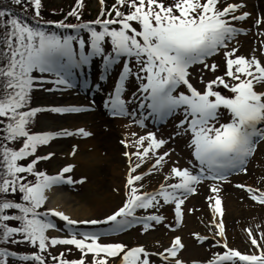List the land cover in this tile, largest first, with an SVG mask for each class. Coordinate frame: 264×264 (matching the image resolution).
<instances>
[{"label":"snow or ice","instance_id":"1","mask_svg":"<svg viewBox=\"0 0 264 264\" xmlns=\"http://www.w3.org/2000/svg\"><path fill=\"white\" fill-rule=\"evenodd\" d=\"M103 2L104 0H101V3ZM14 3L21 4L22 0H14ZM30 3L34 6L35 14L39 16L41 0H30ZM218 3L219 0H205L203 3L201 0H175L173 4L166 6L162 0H117V6L113 7L116 18L94 21L95 24L102 25V30H97L90 24L59 23L61 28H86L90 32L91 51L85 50L86 41L80 38L78 56L73 48V41L77 40V37L61 38L55 33L49 34L21 22L15 16L4 20L8 13L0 11V28L4 29L0 34V117L7 119L4 141H17L23 138L19 150L0 142V194L19 192L23 201L13 202L0 198V241L16 244L26 242L38 246L40 253H44L50 245H74L81 251L82 256L93 254L98 257L93 264H107V258L117 257L121 253L122 264H149L148 259H142V255H147L143 247L125 251L126 246L119 243L107 245L99 243L97 235H85L78 239L75 235L70 238H50L46 234L54 225L40 218L41 213L38 209L46 200L45 190L64 181L63 173L71 172V166L65 167L62 173L56 176L36 172L34 175L37 181L31 184L24 182L25 177L21 175L33 173L38 160L50 158L51 154L47 157H38L27 166L19 163L36 153L38 146L49 144L61 134H74L67 130L62 133H32L30 125L39 113H81L88 110L77 106L35 107L23 110L30 103L31 93L46 83L73 87L71 79L75 70L90 64L96 56L104 57L105 72L122 57L135 58L139 66L135 77L142 81L143 96L140 107L150 109L152 114H157L161 118L183 109L185 120L182 124H188L186 131L192 134L190 147L193 148L194 156L200 165V174H193L187 168L183 170L174 168L173 174L180 178V182L168 185V188L162 186L156 194L138 195V189L130 187L127 202L109 215L105 223L113 222L115 230L126 227L132 223L129 218L135 217L137 209L155 207L159 203L157 196L162 197L165 203L174 202L176 215L182 219L181 206L184 199L181 196L195 192L193 185L200 183L202 178H207L204 176L205 171L212 173V179H223L225 170L244 165L246 159L255 151L257 138L264 139V130L258 127L264 123V91H256V85L264 87V65L255 58L240 56L233 59L232 53H229L226 75L237 83L229 86L223 78H218L207 84L206 90L201 93L188 79V69L192 65L203 63L207 56L226 46V41L237 32L226 17L235 13L242 5L230 4L221 10L217 8ZM79 6H82V0ZM119 6H127L130 10L125 13ZM69 15L78 16V12L73 9ZM101 15L105 13L102 12ZM248 16L249 13L244 12L241 15H231V19L244 20ZM133 22L139 25V29ZM113 25L117 27H111ZM105 42H110L111 54L105 55L103 47ZM212 68L214 70L215 66ZM35 72H39L41 76L35 77ZM44 74H53L55 79H48ZM131 75V67L125 63L114 95L109 101L113 113L123 114L126 111L127 101L122 98V93L125 81ZM216 83L229 88L233 95L226 97L221 92L214 91L213 85ZM181 84L191 90L190 94H173ZM221 108L230 113V120L217 127ZM189 117L191 119H188ZM75 134L90 135L83 128L78 129ZM145 139L150 140L149 147L143 154L137 153L138 156H147L150 149H158L165 143L164 140H157L151 133L148 137L141 138L140 143L143 144ZM163 159L164 157L160 156L156 165ZM142 178L139 175L129 177L128 185L132 186L135 181ZM66 182L71 183V179L68 178ZM237 187L246 188L247 192L252 193L251 198L254 201L264 205V192L244 185ZM212 191L218 192V188L214 186ZM257 192L259 194H256ZM9 209H18L20 214H5V210ZM214 211L223 217L222 201L219 197L215 198ZM52 215L61 217L69 225L78 223L59 211L53 210ZM144 219L159 222L163 218L152 215ZM9 221H19L20 226H10L7 223ZM82 223L97 224L100 221ZM148 226L145 224L146 229ZM215 227L218 228L219 235L224 236L225 227L222 219ZM248 231L252 245L259 248L260 245L252 236L251 230ZM17 235L22 239H15ZM89 240L91 242H87ZM183 247L180 238L177 237L172 247L166 251L175 257L177 249ZM224 248L227 251L217 255L210 264H264V250L259 251V254H242L238 250L228 248L227 243L224 244ZM101 254H104V258H99ZM11 256H19L22 261L45 264L44 256L41 254L20 255L10 252L6 247H0V264H8ZM53 260H58V264H85L83 258L68 261L62 254L60 258L53 257ZM177 264L181 262L177 261Z\"/></svg>","mask_w":264,"mask_h":264},{"label":"rangeland","instance_id":"2","mask_svg":"<svg viewBox=\"0 0 264 264\" xmlns=\"http://www.w3.org/2000/svg\"><path fill=\"white\" fill-rule=\"evenodd\" d=\"M232 1H244L240 10H247L249 13V16L242 20L244 24L240 23L238 24L239 28H236V33H244V36L238 40L233 37L230 40L231 46L226 49L227 54L222 56L220 53L218 58L214 59L206 68L201 66L191 69L193 79L200 89H204L207 84L218 78H223L229 86L237 83L226 75L229 53H232L231 58L240 56L248 59L255 58L264 65V0ZM73 2L75 0H41L39 16L35 14L34 6L30 0H24L23 4L27 7L25 10L36 19L53 18L57 20L59 13L71 6ZM162 2L168 6L171 5L172 0H162ZM87 7L90 10L96 9L93 12L95 15L97 10L100 12V0H89ZM0 11H5V9H0ZM241 14L240 12L239 15ZM7 19L8 15L4 20ZM213 65L215 66L214 70ZM34 75L37 78L41 76L39 72H35ZM44 75L48 79H55L53 74ZM80 81L79 76H73L71 79L73 87L71 88L46 83L35 89L33 92L34 95L36 94L34 104H37L38 107L77 106L88 110L81 113H39L34 126L36 133H62L67 130L74 134H61L49 144L38 146L36 153L32 156L19 161L20 164L27 166L38 157H47L51 154L48 159L38 160L33 173L27 174L30 178L28 180H31L27 182L37 179L34 175L36 172L56 176L61 174L65 167L71 166L72 168L71 172L63 173L64 181L50 186L45 192L50 190L49 192L61 194L60 207L56 210L64 213L70 219L80 222L69 225L66 221L47 214L46 219L54 225L46 232L50 238H70L75 235L79 239L85 235H97L98 242L105 245L117 243L136 245L133 248L141 245L147 253L146 256L142 255V259H148L149 264H167L162 263L159 257L162 259L171 258L168 252L162 253V251L166 246L171 245L173 236L178 234L182 236L183 242L186 244L185 250L180 252L179 257L182 264H192L193 260L195 264L210 261L214 253L216 255L227 251L224 248L225 243L228 248L238 250L242 254L250 252L258 254L261 251L260 247L252 245L248 230H251L252 236L264 250V205H256L248 201L246 188L237 187V185H244L259 191L264 189V141L260 143L259 149L251 159L250 168L245 171L244 175L235 180L218 184L203 183L202 181L208 180L202 179L198 188L195 187L196 193L188 197L181 206L182 210H185L182 219L176 215L174 202L165 203L162 197L157 196L159 203L155 207L146 208V210L148 214L162 217L161 221L147 222L146 224L149 225L147 229L141 227L130 230L131 227L128 226L115 230L106 226L107 223L104 222L106 218L126 203L128 176L133 177L139 174L143 178L137 182L138 185L141 188L150 189L161 184L168 176L170 182H174L172 180H175L176 177L172 174V168L181 170L187 168L196 174V171L200 170V166L194 164L188 150V141L192 140L190 131H182L177 128L175 121L169 122L162 128L157 126L150 114H147L138 102L132 105V115L124 114L123 117L113 118L108 114V103L100 97H98L99 100L95 97L89 98L90 95L80 90L78 86ZM48 89H52V91H48ZM213 90L219 91L227 97L232 96L229 88H225L220 83L214 84ZM258 90L259 88L256 87V91ZM104 91L105 89H103ZM190 92L191 90L186 85L181 84L174 95L190 94ZM95 112L100 114L102 119L99 122L100 127L94 132L91 127L92 121L79 122L76 120L77 114H93ZM182 112L184 113L183 109ZM229 120L230 113L226 110L220 114L219 123L216 126L219 127L220 124L227 123ZM79 123L80 125H78ZM79 126H82L83 129H85L84 127L92 129L90 138L98 141L100 153L94 164L95 167L91 169L87 168L84 157L89 153V149L80 151L74 144L75 140L81 138V135L75 134ZM150 133L154 134L157 140H164L165 143L158 149H150L147 156H138L137 153L143 154L150 144L148 139H145L141 144V138L148 137ZM15 148L18 149L19 146L16 145ZM190 150L193 151V148L190 147ZM163 151L167 152L168 156L159 165H156L157 159L163 156V153L160 154ZM80 154L82 155L79 156ZM77 156L79 157L76 159ZM68 178L71 179V183L66 182ZM115 178L121 180L120 186L113 182ZM151 182L153 185H150ZM214 186L218 188V192L212 191ZM107 195L112 196L111 200H107ZM217 197L222 201L224 214L223 217L216 216L212 223L216 225L222 219L225 227L224 236L219 235L218 228L215 229V232L209 225L213 219L212 209ZM45 204L42 205L46 209L49 205ZM91 220L100 221V223L94 225L82 223ZM198 235H201L199 240L197 239ZM47 250L50 254L53 253L60 257L62 254L63 257L74 260L83 258L88 263H93L95 259H98L93 254L82 256L81 251L74 245H50ZM121 257L122 255L107 258V264H122ZM99 258H104V254H101Z\"/></svg>","mask_w":264,"mask_h":264},{"label":"trees","instance_id":"3","mask_svg":"<svg viewBox=\"0 0 264 264\" xmlns=\"http://www.w3.org/2000/svg\"><path fill=\"white\" fill-rule=\"evenodd\" d=\"M23 1L21 4H16V3H14V0H0V9H5L6 13H8V19H10L12 16H15V17L19 18L21 20V22H23V23H27L30 26H36V21L34 20L32 14H30L29 12H27V10H25L27 7L25 6V4H23ZM87 5H88V1L86 0L85 7H83L82 12H79L83 19H91L92 15H93V12H90L89 9L87 8ZM85 9H87L86 12H85ZM65 10L63 9L60 12V14L64 13ZM78 16H79V14H78ZM78 16H72V17H74L73 19H75ZM59 17H61V15H59ZM50 29L56 30L57 28L50 25ZM3 31H4L3 28L0 29V34H2ZM33 100H34V94L31 93V100H30V103L26 109H28V107L32 106ZM35 120H36V118H34L33 122L30 125V127L32 129H34ZM6 123H7V119L0 117V142H4L8 147L16 149L15 148L16 145L19 146L20 144L23 143V138H21L20 140H17V141H4V135H6V133L4 132ZM27 174H29V173H23L21 175L23 177H25V181H31V180H28L30 178L27 176ZM18 193L19 192H17V193H11L10 192L7 194H0V198L8 199V200H11L13 202L23 203L22 194H18ZM5 214L17 215V214H20V211L18 209H14V210L9 209V210H5ZM7 223H9L10 226H16V227L20 226L19 221H9ZM17 236L20 237L19 235H17ZM20 238H22V237H20ZM15 239H16V237H15ZM0 247H6L9 249L10 252H16V253H19L20 255H25V254L29 255V253H27V252L40 253V250L38 248H36L34 245H32L31 248H29L28 246H25L24 244L11 243L10 241L9 242L0 241ZM16 257H19V256H16ZM9 259H12V258L9 257Z\"/></svg>","mask_w":264,"mask_h":264},{"label":"bare ground","instance_id":"4","mask_svg":"<svg viewBox=\"0 0 264 264\" xmlns=\"http://www.w3.org/2000/svg\"><path fill=\"white\" fill-rule=\"evenodd\" d=\"M252 10H254V9H252ZM75 117L77 118L76 120L79 122H81V121H88V122L92 121L93 122L92 123L93 125L91 126L93 130L89 129V127H84L85 130L90 133V135L89 136H82L81 135V138L79 140H75L74 144L79 148L80 151L86 150L87 148L89 149V153H87L84 156L86 159V166L88 169L94 168L95 167L94 164L97 161L100 150H98L99 149L98 144H97L98 141L90 138L91 137V131L90 130H92L93 132L96 131V129L100 127L99 122H101L100 120L102 118H101L100 114H98L97 112H95L93 114H85V113L77 114ZM78 125H80V123ZM80 128H82V126H79V129ZM81 155L82 154H80L79 156H81ZM79 156H77L75 158L77 159ZM117 174H118V172H117ZM113 182L118 186L121 185V180H119L118 178H115V180ZM49 191L45 192V196H46L45 203H47L49 205L48 208L55 210L58 207H60L61 202H59V201H61L62 195L59 193L49 192ZM106 198H107V200H111L112 196L107 195Z\"/></svg>","mask_w":264,"mask_h":264}]
</instances>
